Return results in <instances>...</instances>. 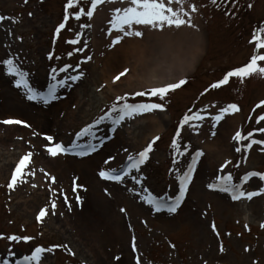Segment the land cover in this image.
Returning a JSON list of instances; mask_svg holds the SVG:
<instances>
[{
    "label": "rangeland",
    "instance_id": "rangeland-1",
    "mask_svg": "<svg viewBox=\"0 0 264 264\" xmlns=\"http://www.w3.org/2000/svg\"><path fill=\"white\" fill-rule=\"evenodd\" d=\"M67 2L0 0V16L5 17L0 21V61L13 58L28 74L30 86L41 92L49 84L82 73L78 80L68 79L65 85L58 86L57 98L44 104L29 101L25 90L15 86V78L0 70V192L7 190L6 196H0V233L5 236L0 241V263L13 264L16 259L30 256L36 247H42L52 249L43 253L42 264H136L137 257L140 264H264V192L261 191L264 180L252 177L245 182L242 179L249 172L264 173V143L246 147L252 140L264 141V132L259 131L264 128V120L258 122L264 116V107L251 113L255 105L264 101V78L253 75L241 82L232 77L226 85L211 87L223 77L224 71L245 65L256 54L255 42L251 40L252 26L262 28L259 17L264 12V0H215V3L183 0L182 5L173 6L183 7L192 14V18L185 16L184 19H191L193 26H165L161 30L134 25L135 30L144 33L142 38L149 32L166 34L165 38L169 35L167 39L159 37L157 47L152 42L147 44L153 51L146 61L148 69H154V75L159 74V78H168L166 84L182 78L188 80L184 89L179 87L181 90L163 99L127 100L128 103L161 101L167 110L166 113L160 110L165 113L162 114L164 131L169 128V132L162 136L157 148L152 147L139 170L132 169L120 182L102 179L99 172L120 169L129 156L137 157L151 143L153 138L141 142L144 118L159 111L125 117L119 124H113L119 113L112 112V106L117 103V97L126 94L129 97L159 85L148 86L151 83L147 84V80L142 81L147 84L143 87L138 81L131 86L122 82L123 91L112 94L107 85L101 84V68L92 56V36L101 38L104 31L111 32L113 10L127 6L126 2L112 0L99 5L103 8L100 17L104 18L97 21L86 15L76 18L81 8L88 10L91 0H78L66 11ZM63 15L68 16L65 28L52 45L57 27L65 22ZM199 33L202 44L198 43ZM107 47L108 44L101 50ZM263 50L259 49V54H264ZM191 56L195 57L193 70L182 76L179 74L183 66L178 65L175 70L164 63L174 58L189 61ZM230 104L238 106L236 112L241 121L243 117L245 126L248 125L242 132L247 139L234 140L231 145L232 163L223 171L209 158L200 165V160L207 155L200 143L201 136L205 134L212 141L215 131L211 129L210 134L204 123L193 120L180 126L179 152L173 148L169 151L178 163L170 161L166 148L176 119L181 121L185 115L195 113L204 116L211 114L208 106L225 108ZM109 112L111 118L96 123ZM8 119L26 124H4ZM90 125L92 135L77 138ZM129 127L132 131L126 134ZM48 136L53 140L48 141ZM56 143L66 148H71L73 143L96 144L97 150L89 157L91 161L88 160L95 166L81 172L78 166L85 159L73 160L74 157L62 153L50 155L47 149ZM237 147L241 151L237 152ZM198 150L203 155L196 163L193 179L177 211L157 213L141 197L178 195L177 177L187 170L192 155ZM27 153L31 157L23 169V180L10 189L12 168ZM110 156L114 159L106 164ZM59 166L65 169L64 173ZM228 174L232 175L233 184L243 183L242 191L258 194L251 199L233 200L230 193L208 187L218 182L217 177ZM45 208L47 214L38 221L36 217ZM26 227L24 235L22 231ZM10 236L20 239L14 241L8 239ZM23 237L31 239L25 241Z\"/></svg>",
    "mask_w": 264,
    "mask_h": 264
},
{
    "label": "snow or ice",
    "instance_id": "snow-or-ice-1",
    "mask_svg": "<svg viewBox=\"0 0 264 264\" xmlns=\"http://www.w3.org/2000/svg\"><path fill=\"white\" fill-rule=\"evenodd\" d=\"M27 2V0H25ZM105 2H112V0H91L90 6L87 11L81 8L77 14L76 18L79 19L81 15H86L88 18H92L97 7ZM121 3H125L127 6L124 7H116L114 8L113 16L110 21L111 26L113 29L122 32L125 36H143V32L140 30H135L134 25H143L145 27H151L152 29H163L165 26L172 27L175 26L176 28H180L182 25H189L193 26L191 23V19L185 20L184 17L188 16V13L184 11L183 7L176 8L173 5H182L183 0H119ZM215 3V0H213ZM78 3V0H68L66 5V11L68 8H72L74 4ZM252 7L251 4L248 5ZM192 11H196L195 5L192 6ZM183 13V15L181 14ZM5 17L0 16V21H3ZM68 16H65V22H62L56 29L57 34H59L60 30L65 28L66 21ZM264 28L258 29L256 33L253 34L252 42H255V47L257 50L264 49ZM122 39L121 36L117 35L115 40L112 42L113 44L119 43ZM75 43L76 41H72ZM51 58V57H50ZM91 59V57H88ZM260 62H264V54H253L248 63L245 65L235 68L233 70L228 71L224 76L218 80L216 83L212 84V88H218L220 86L226 85L229 83L230 78L236 77L244 81L245 78L251 77L253 75H259L264 78V64ZM0 64L3 65V68L0 70L6 71L7 75L15 78V86L17 88H23L26 93V98L29 101H38L44 104H48L50 101L55 100L56 97V89L58 86H63L67 83V80L70 79L72 81H76L80 78L81 74L74 75L71 77H67L64 80H60L57 83H52L48 85L46 92H41L30 86L29 80L27 79V73L24 72L15 62L13 58H7L3 61H0ZM53 73L56 72V69L52 70ZM61 71H65V69H61ZM129 70L125 68L123 71L119 72L115 77L114 81L120 80L122 76H124ZM52 79L55 81L56 76L53 75ZM186 83L185 79H180L174 83H167L162 86L152 87L146 91L135 92L131 95L138 96V97H160L163 99L170 91H174L184 85ZM120 101H124L122 105L119 104ZM260 104H264V101H261ZM260 105H257L259 107ZM164 105L161 103H128L127 102V94L123 97H117V103L113 104L111 111L118 112L119 115L116 119L112 122L113 124H119L125 117L132 118L135 115H142L145 113H150L155 110H163ZM239 111L238 106L236 104H230L225 108L220 109V113L214 117L215 122H219L223 119L224 115L229 112ZM111 118V112L106 113L105 116H102L100 120H97L96 123L99 124L105 118ZM194 119H203L198 113H195L191 116L185 115L182 122L181 127L184 124H187L190 120ZM264 120V116H260L258 118V122ZM4 124H26L24 121L20 120H13L8 119L3 121ZM27 126V125H26ZM215 127V124L213 125ZM92 126L85 127L82 129L81 133L77 134V138L82 135H92ZM260 132H264V128L259 129ZM215 135V133H212ZM177 137L180 135L179 130L177 131ZM251 136V133H249ZM159 137H155V140H158ZM234 140L237 142L247 139L246 137L242 136V133L237 131L233 137ZM48 141H52L53 137L48 136ZM152 143H149L148 146L138 154V158H133L132 156L128 157L129 163L127 164L126 168L121 167L120 169L112 168L110 170H101L99 172V176L102 179L109 180V181H116L120 182L123 180L124 176L128 175V173L132 169L139 170V166L142 165L148 158L149 152L152 150ZM264 143V141H256L252 140L250 143L246 145L247 148H251L253 144ZM172 147L179 152V145L176 142V139L172 141ZM75 149H80V151L76 152L75 154L84 156L91 152H95L97 150V145L88 143L85 145H80L73 143L71 148H66L63 144L56 143L51 147H48V152L52 156H57L61 153H68ZM236 151L239 152L241 149L239 147L236 148ZM203 155V152L198 150L192 155L191 163L188 164L187 170L183 171L181 175H178L179 180V193L175 197L170 196H155L152 194L147 195L146 197H141L145 200V202L151 206L157 213L166 210L168 213H175L177 208L180 206L181 202L184 200L186 192L188 190V186L193 179V173L196 170V163L198 159ZM31 153L25 154L19 161L16 166L15 171L11 176V181L8 184V187L14 188V186L18 182H22L23 180V169L27 167L28 163L30 162ZM114 157H108L105 163H109L113 160ZM174 163H178L174 160ZM223 167V166H222ZM179 171V169H177ZM252 177H259L261 180H264V173L258 172H250L247 173L245 177L242 179L247 182L248 179ZM53 182L55 181V177L52 178ZM136 180V177H133ZM232 175L228 174L227 176H219L217 177V183L209 184L208 187L210 189H218L221 192L230 193L233 200H238L241 197H246L247 199H251L253 196L257 195L256 192H244L241 190L240 185H236L232 183ZM139 183V180H136ZM75 191V189H74ZM146 191V190H145ZM264 192V189H261ZM80 197L77 196V200ZM67 200V197H65ZM55 201L52 203V208L55 209ZM124 211V209H122ZM47 214V209H41L36 219L38 221L42 220V218ZM213 229L215 230V225H212ZM264 227V225H262ZM8 239L17 240L20 239L16 236H10ZM25 241L31 239L30 237H23ZM133 250H135L136 245L133 242ZM221 251H223V247L221 246ZM46 251L51 252L52 249H44L42 247H36L34 251L31 253L30 256H25L24 261L25 264H41L43 253ZM7 264V261L4 262ZM136 264H140V258H136Z\"/></svg>",
    "mask_w": 264,
    "mask_h": 264
},
{
    "label": "bare ground",
    "instance_id": "bare-ground-1",
    "mask_svg": "<svg viewBox=\"0 0 264 264\" xmlns=\"http://www.w3.org/2000/svg\"><path fill=\"white\" fill-rule=\"evenodd\" d=\"M103 8L98 6L92 19L94 21H97L99 18L103 20V17H100L102 14ZM187 12V10H186ZM188 13V12H187ZM187 18H192V14H188ZM199 26V21H198ZM119 35L122 37V39L119 41V43L113 44L112 42L115 40L116 36ZM166 34H154L153 32H149L147 35L137 37V36H125L122 32H119L112 28L111 32H103L101 34V38H98L96 34H93L91 44L94 47V54L93 57L96 58V65H98L101 68V82L106 84L108 86L109 92L112 94L120 93L121 92V84L122 82L126 84L127 86H131L134 81H138L141 83V86L150 84L148 86H154L162 84H166V82L169 80L168 78H159L158 75H154V69H148L146 61L147 59L151 58L153 55L152 49H149L147 47V44L151 43L156 44L155 46H158V40L159 37H162L164 39L169 38V35L165 38ZM199 37L198 43H203V37L199 33L197 35ZM173 38V37H172ZM174 39V38H173ZM108 44L107 48H104L101 50L102 46H105ZM194 56L190 57L189 61H186L184 58L179 59H171L170 61H164L165 64L169 65V68H173L176 70L175 67L178 65H181L184 67V69L180 72L179 76H182L184 74H187L189 71L193 70L194 65ZM139 64H141L139 66ZM156 65V64H155ZM125 68H127L129 71L120 78V80L114 81V77L121 71H123ZM150 70V74H149ZM158 77V81H153L154 78ZM177 77V76H176ZM173 79V78H172ZM147 84L142 83V81H146ZM117 82V84H115ZM170 82V81H169ZM101 83V84H102ZM115 85V86H114ZM123 91V90H122ZM220 107L219 106H213L211 107V114H205L203 119H195L194 122L198 123L199 121L204 123L208 129H210L209 133L211 134V129L215 131V139L210 141L212 138H207L205 134L202 135L201 133V139L200 143L203 146V149L207 152L206 156H203V158L200 160V165L207 159H211V163L214 164V166L219 167L228 160L231 156L230 150H231V138L233 133L237 130L241 117L240 115L235 112H229L226 113L221 121L218 123L214 121V117L220 113ZM218 112V114H215V112ZM161 114V115H160ZM162 114L164 113H154L146 118H144V121H146L144 132L142 134L141 142L145 143L147 138H151L154 135L163 132L165 129V123L164 118L162 117ZM215 124V127L213 125ZM131 130V128H128ZM128 130V133H131V131ZM217 134V135H216ZM62 158V157H61ZM78 159H85L86 157H74L71 158L73 160ZM89 158V156L87 157ZM86 158V159H87ZM60 159V158H59ZM70 159V158H68ZM82 160L78 166V169L82 172L87 170V167H94L95 164H91L92 162H88L87 160ZM91 161V160H90ZM58 162V160H57ZM56 162V163H57ZM61 172L65 171L63 167H60ZM59 170V171H60ZM256 209H258V206H256Z\"/></svg>",
    "mask_w": 264,
    "mask_h": 264
},
{
    "label": "trees",
    "instance_id": "trees-1",
    "mask_svg": "<svg viewBox=\"0 0 264 264\" xmlns=\"http://www.w3.org/2000/svg\"><path fill=\"white\" fill-rule=\"evenodd\" d=\"M263 21V20H262ZM262 26H264V22H262Z\"/></svg>",
    "mask_w": 264,
    "mask_h": 264
}]
</instances>
